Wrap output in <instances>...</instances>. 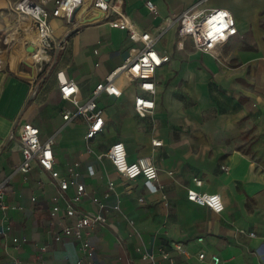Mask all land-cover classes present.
I'll return each mask as SVG.
<instances>
[{
	"label": "crops",
	"instance_id": "1",
	"mask_svg": "<svg viewBox=\"0 0 264 264\" xmlns=\"http://www.w3.org/2000/svg\"><path fill=\"white\" fill-rule=\"evenodd\" d=\"M17 1L0 0V182H7L5 203L17 207L0 210V231L4 217L12 227L0 232V264H15L16 259L22 264H76L83 259L76 239H54L60 226L50 208L58 188L50 173L37 163L28 174L16 172L22 161L18 132L25 123L37 126L42 140L55 138V168L66 172L79 163L83 175L78 180L87 194L77 209L100 212L94 196L108 207L101 211L106 222L89 230L94 264H214V255L218 264H264V0H125V13L153 35L168 16L194 5L228 9L239 33L213 54L189 53L178 46L177 25L169 28L157 43L170 61L156 71L153 112H136L135 97L143 92L136 81L119 76L121 95L98 98L105 124L89 142L91 151L85 140L87 121L63 118L66 111L75 113V106L61 97L58 73L78 84L83 103L142 44L91 14L77 26L51 17L55 36L65 44L51 52L50 64L38 73L27 63V48L35 41L27 34H36L12 11ZM147 1L154 2L157 13ZM15 33L25 39L22 45L11 37ZM155 140L162 145L155 146ZM117 141L126 145L130 162L152 158L156 191L143 176L128 180L107 157L99 158ZM188 189L220 194L224 210L216 213L189 200ZM73 195L70 187L66 196ZM14 237L27 242L17 248ZM202 252L204 259L199 258ZM143 253L152 258L143 259Z\"/></svg>",
	"mask_w": 264,
	"mask_h": 264
},
{
	"label": "built area",
	"instance_id": "2",
	"mask_svg": "<svg viewBox=\"0 0 264 264\" xmlns=\"http://www.w3.org/2000/svg\"><path fill=\"white\" fill-rule=\"evenodd\" d=\"M125 0H18L13 6L12 11L17 15L18 20L28 23V29L33 28L36 34V43L30 41L34 46V51L28 52L29 60L27 63L33 69L42 73L46 66L50 64L51 52L60 50L65 44V40L58 39L52 26L50 18H60L66 25L77 26L84 15H94L96 22H107L113 28L126 30L129 38L135 43H141V48H132L131 54L125 62L113 70L103 81L99 82L91 92L89 98L81 103L78 100L79 86L63 72L58 73L59 91L63 99L71 101L75 106V113L66 111L63 114L65 120H72L74 116H81L87 121V131L85 140L88 150L91 151L89 142L95 138L105 124L104 111L98 104L101 94H108L119 97L122 93L120 86L116 84L119 76H125L128 82L136 81L143 94L135 97L134 108L140 116H145L153 112L155 108L154 95L156 93L155 75L158 68L170 61V55L161 52L157 48V43L161 36L174 25H177L179 42L178 46L186 49L189 53L202 52L213 54L216 48L231 38L238 35L237 23L231 11L225 8H213L209 10L201 9L194 5L181 14L168 16L164 26L157 35L148 31H142L131 20L124 11ZM146 5L151 12L157 13L154 2L147 1ZM31 26V28H30ZM28 44V43H27ZM21 146L22 161L16 167V172L28 174L33 164L37 163L40 168L49 172L53 181L56 183L58 191L53 195L51 201L50 215L60 226V231L54 237L56 241L63 238H74L79 242V249L83 254V259L76 261V264H94L96 250L89 237V230L96 224L106 222V216L101 211L107 210L106 203L94 196L93 202L97 204L100 212L86 213L77 209V204L87 194L85 184L78 179L83 175L79 163L71 164L67 171L55 168V154L53 146L55 138L50 137L42 140L40 129L31 124H23L18 132ZM155 146H161V140H155ZM107 157L114 165L117 172L128 180H135L143 176L146 178V185L153 191L158 189L154 183L157 177V167L151 157H140L130 162L127 157V148L124 142L113 143L105 154L99 158ZM93 172V168H90ZM201 185L200 179H195ZM70 187L74 188V195L68 198L67 191ZM109 189H114V182L109 183ZM7 182H0V210L7 208L15 209L16 206H8L5 203L7 194ZM188 199L200 206H205L216 213L224 210L222 196L218 193L201 192L195 189H188ZM36 198H32L35 201ZM165 199V198H164ZM65 201L62 206L60 201ZM142 201V199H140ZM120 210L119 205L114 207ZM62 215L63 217H60ZM131 223L133 221L130 220ZM8 217H4L1 234H6L11 230ZM251 235H254L252 233ZM199 238V241H202ZM13 242L20 248L27 242L26 238L14 237ZM180 245V244H178ZM181 249L180 246H176ZM47 248L41 247L45 252ZM140 250V249H139ZM168 258L167 254H163ZM143 259L152 258L148 253L142 254ZM199 258L204 259L205 253L199 254ZM213 263L218 264L220 258L212 257ZM120 264H128L122 260ZM15 264H22L20 259L15 260ZM36 264H44L42 260Z\"/></svg>",
	"mask_w": 264,
	"mask_h": 264
},
{
	"label": "bare ground",
	"instance_id": "3",
	"mask_svg": "<svg viewBox=\"0 0 264 264\" xmlns=\"http://www.w3.org/2000/svg\"><path fill=\"white\" fill-rule=\"evenodd\" d=\"M34 33V32H33ZM11 35V37L12 38H14V39H16V40H20V44L22 45L23 44V42L25 41V39H20L19 38V35H17V33H15V34H10ZM27 37H29V38H31V39H33V40H35L34 42L36 43V41H37V38L35 39V38H33V34L32 33H28L27 34ZM18 48H16V50L15 51H17L18 52ZM19 52H21L20 50H19Z\"/></svg>",
	"mask_w": 264,
	"mask_h": 264
},
{
	"label": "water",
	"instance_id": "4",
	"mask_svg": "<svg viewBox=\"0 0 264 264\" xmlns=\"http://www.w3.org/2000/svg\"><path fill=\"white\" fill-rule=\"evenodd\" d=\"M27 50H28L29 52L34 51V46H33V45H29L28 48H27Z\"/></svg>",
	"mask_w": 264,
	"mask_h": 264
},
{
	"label": "rangeland",
	"instance_id": "5",
	"mask_svg": "<svg viewBox=\"0 0 264 264\" xmlns=\"http://www.w3.org/2000/svg\"><path fill=\"white\" fill-rule=\"evenodd\" d=\"M26 26H29L28 24H25ZM25 27V26H24ZM16 47H14V49H15Z\"/></svg>",
	"mask_w": 264,
	"mask_h": 264
}]
</instances>
